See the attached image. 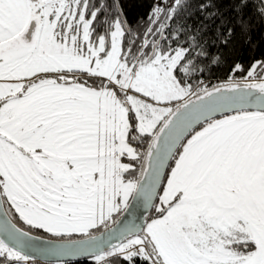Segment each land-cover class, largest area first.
<instances>
[{
	"label": "snow or ice",
	"instance_id": "obj_1",
	"mask_svg": "<svg viewBox=\"0 0 264 264\" xmlns=\"http://www.w3.org/2000/svg\"><path fill=\"white\" fill-rule=\"evenodd\" d=\"M147 2L0 0V264H264V0Z\"/></svg>",
	"mask_w": 264,
	"mask_h": 264
},
{
	"label": "trees",
	"instance_id": "obj_2",
	"mask_svg": "<svg viewBox=\"0 0 264 264\" xmlns=\"http://www.w3.org/2000/svg\"><path fill=\"white\" fill-rule=\"evenodd\" d=\"M223 6V5H222ZM149 4L147 0H126V12L128 19L133 23L146 16ZM253 45L250 47L244 45L240 49V60L249 64L253 59L264 58V26L257 24L253 32ZM227 68L217 70V75L222 79L226 74Z\"/></svg>",
	"mask_w": 264,
	"mask_h": 264
}]
</instances>
